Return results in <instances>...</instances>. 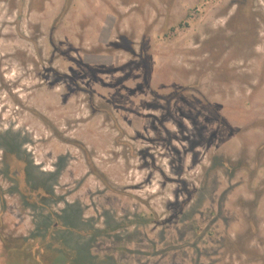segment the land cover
I'll list each match as a JSON object with an SVG mask.
<instances>
[{
    "label": "rangeland",
    "instance_id": "rangeland-1",
    "mask_svg": "<svg viewBox=\"0 0 264 264\" xmlns=\"http://www.w3.org/2000/svg\"><path fill=\"white\" fill-rule=\"evenodd\" d=\"M0 264H264V0H0Z\"/></svg>",
    "mask_w": 264,
    "mask_h": 264
}]
</instances>
